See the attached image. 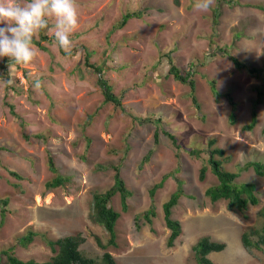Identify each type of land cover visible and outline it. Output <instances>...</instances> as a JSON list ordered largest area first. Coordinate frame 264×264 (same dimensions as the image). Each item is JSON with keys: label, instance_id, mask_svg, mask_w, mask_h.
Here are the masks:
<instances>
[{"label": "rangeland", "instance_id": "1", "mask_svg": "<svg viewBox=\"0 0 264 264\" xmlns=\"http://www.w3.org/2000/svg\"><path fill=\"white\" fill-rule=\"evenodd\" d=\"M238 1L240 5L220 4L219 47H230L231 55L263 67L264 0ZM77 3L79 25L72 34L77 55L63 56L58 45L43 42L47 49L35 46L34 61L21 65L31 85L18 71L24 85L21 93L7 92L0 86V147L9 149L0 150V199H10L3 225L0 207V263L6 262L3 251L8 248L21 260L45 262L54 254L46 239L81 232L85 237L81 249L86 256L100 260L109 252L117 264H197L192 247L203 237L227 245L224 251L211 254L215 264H264V251L249 252L241 239L245 231L263 225L264 178L246 167L249 162L264 163V79L236 70L233 61L222 54L208 57L217 0L206 13L193 11L195 0ZM143 9L142 18L131 19L124 28L112 31L127 11ZM81 45L94 51L91 62L106 67L105 77L133 115L163 118V128L178 137L182 149L175 148L161 130L156 141L153 122L134 124L127 113L104 103L98 86L100 75L81 64L86 54ZM173 49L172 56L182 71L195 65L192 71L201 112L193 104L189 86L167 77L166 59L161 55ZM158 63L160 68L152 72ZM36 80L42 83L39 90L34 88ZM211 81L216 82L218 97L212 93ZM258 89L263 93L261 102ZM229 95L235 103V122ZM6 102L15 106L17 116ZM253 111L258 114L257 124L248 130L245 127L251 123ZM89 115L94 116L92 123ZM39 134L48 142L37 138ZM211 139H216V146L231 158L226 168L239 173L237 183L257 186L260 204L250 206L248 220L230 211L226 201L214 204L206 196L207 189L219 183L210 167L205 180L199 178L209 158L206 148ZM193 149L202 150L200 158L190 154ZM48 151L59 172L71 178L65 187L51 191L46 189L53 178ZM118 165L133 196L128 213L121 210L120 196L113 198L114 209L122 213L117 225L118 247L104 251L96 238L105 244L108 234L90 220L92 192L113 186V167ZM9 170L24 179L12 176ZM163 178L164 186L152 197L150 190ZM181 183L183 194L173 208V219L180 221L182 234L169 247L163 204ZM153 208L156 217L150 225L142 215ZM140 216L141 228L137 229ZM31 231L38 236L28 247L21 246Z\"/></svg>", "mask_w": 264, "mask_h": 264}, {"label": "trees", "instance_id": "2", "mask_svg": "<svg viewBox=\"0 0 264 264\" xmlns=\"http://www.w3.org/2000/svg\"><path fill=\"white\" fill-rule=\"evenodd\" d=\"M234 3L236 4L237 1L235 0H219L218 5L216 6V10L213 11V33L209 37L211 52H208L209 58L213 56H217L218 54H222L224 57H228L231 61L234 62L237 70H245L251 74V76L259 79H264V68H250L248 64L241 62L237 57L231 55V51L229 47L222 46L219 47L220 34L217 30V26L219 25L220 19V9L219 6L222 3ZM146 9L137 10V11H127L125 15H123L120 25L115 26L112 31L114 32L116 29H122L126 26V24L134 18L140 19L145 14ZM218 40V41H217ZM43 42L53 43L54 42V35H44L43 32L38 35V38H34V45L40 49L46 50L47 48L42 44ZM60 48V47H59ZM81 50L85 51V57H83V61L81 64H85L86 67L89 69L94 70L97 74L100 75L98 80V86L100 87L105 104H113L116 109H120L121 111L127 113L131 116L132 121L134 124L144 125L149 122H153L157 126V131L155 132V140L159 141L160 131L171 139L173 145L178 150L182 149L183 145L179 143L178 137L176 135L166 131L163 128V118H153V117H142L139 115H133L130 108L123 104L122 98L115 94L114 92V85L113 83L105 77L107 72L106 67L98 64L93 63L90 61V57L92 56V52L86 48L85 45L80 46ZM61 54L63 56H71L74 57L77 55V49L72 50V54L68 55L63 49L60 48ZM175 52V49L164 53L161 55V58L166 59V64L168 68V76L172 77L176 82H179L183 85H187L190 88V97L192 98L193 104L197 111L201 112V105L198 101L196 96L197 90V83L194 78L195 71H192L195 68V65H192L191 69L187 70L186 72L182 71L179 66L177 65L174 57L172 56ZM159 63L161 61L159 60ZM156 66L153 68V71L158 70L159 67ZM9 60L7 58H3L2 62L0 63V78L8 79L9 78V68H8ZM122 69H124L122 67ZM14 72L12 71L11 78L14 80V84L11 87L5 86V90L7 92L13 91L17 93H21L24 88L22 85L21 80L17 77V72L22 71L24 78L26 79L27 83L31 85V78L27 74L26 70L23 69L21 66H17L14 68ZM264 86V85H263ZM211 90L214 96L218 97V91L216 88V82L211 81ZM259 99L258 101L261 102L262 100V91L258 89ZM229 100L232 103L233 113L231 114V118L233 122H235V103L231 96H229ZM6 105L9 106L11 113L14 116H17L15 111V106L9 102H6ZM257 117L258 114L256 111L252 112V119L251 123L247 125L245 128L248 130H252L257 124ZM94 119L93 115L88 116V122L92 123ZM201 119H205L203 116ZM22 127L24 128L26 124L24 122L21 123ZM27 139L29 138L27 135H24ZM37 138L42 139L45 143L48 142L47 137L43 134L37 135ZM217 140L211 139L208 142V146L206 148V152L209 155V158L200 170V180L204 181L209 170V167L215 177L218 179V185L213 186L206 191V196L210 199V201L214 204L226 201L228 205V209L230 211L239 212L245 220L249 219L248 210L250 206H258L260 204V200L257 196V186L253 182H243L237 183V179L240 176L239 173H234L232 171L227 170L226 162L230 161L231 158L226 156L225 150L216 146ZM0 150H9L6 147H0ZM191 155L200 158V154L202 150H191ZM149 156V155H147ZM48 158V168L50 172L53 174V178L46 183V189L56 190L62 187H65L67 184L71 182V178L62 175L56 165L55 158L53 154L48 151L47 152ZM115 170L114 175V184L112 187L107 189L104 192L101 191H94L92 192V212L90 214V220L96 224L101 226L108 234V238L105 244L102 243L100 238H96L98 245L104 250H108L110 247L117 248V225L119 223L120 218H122V213L115 210L112 204V200L116 195L120 196V203H121V210L124 213L129 212V199L133 196V192L127 187L124 179L121 176L120 166L113 167ZM248 169H253L255 174L261 178H264V163L262 162H250L248 163ZM9 173L20 179L23 180L24 177L21 176L18 172L9 170ZM166 178H163L160 183H157L151 190L150 194L152 197L155 196L157 190L164 186ZM14 186L20 187L19 184H15ZM180 188L172 193L169 200L163 204V211H164V218L166 227L170 230V235L167 241V245L169 247H173L175 241L181 236L182 234V225L180 221L173 219V208L178 204L182 194V183L179 185ZM10 204V199H0V207H1V224L5 223L7 213H8V206ZM145 220L152 225L153 221L152 218L156 217L155 209H150L149 211L145 212L142 215ZM260 216L263 218V225L260 229L245 231L242 234V244L246 250L249 252L251 249H255L258 251H264V207L260 211ZM141 216L137 217L136 219V227L140 229ZM38 236L37 233L31 231L27 235L24 236L22 241L20 242L21 246L28 247L35 238ZM253 236H257L258 239L253 241L251 238ZM45 238V237H44ZM85 242V237L81 232H78L73 235H68L59 239H46V244L50 248V250L54 253L49 260L45 262H37L35 260H21L14 252L13 248H8L3 251V254L6 256V262L4 264H117L115 258L109 253L105 252L103 257L99 260L97 258H91L85 255L82 251L81 246ZM226 248L224 243L214 242L209 237L202 238L197 245L193 247L194 258L197 264H214L209 258L208 255L213 252H222ZM3 264V263H0Z\"/></svg>", "mask_w": 264, "mask_h": 264}, {"label": "clouds", "instance_id": "3", "mask_svg": "<svg viewBox=\"0 0 264 264\" xmlns=\"http://www.w3.org/2000/svg\"><path fill=\"white\" fill-rule=\"evenodd\" d=\"M235 1H237L236 4L227 2L226 4L240 5L238 0ZM215 3L216 0H195L193 11L206 13L215 6ZM78 25L79 5L77 0H0V58L9 60V78H0V86L11 87L14 84V80L11 78L13 69L21 65L26 66L34 61L36 58L34 38L42 32L44 35L54 34V46L58 45L68 55H71L74 48L72 34L77 30ZM241 62L245 63L246 61ZM247 64L250 68H264V66H251L249 62ZM242 72L253 77L246 69ZM41 87V81L36 80L34 88L39 90ZM211 254L208 255L209 259L212 258Z\"/></svg>", "mask_w": 264, "mask_h": 264}]
</instances>
